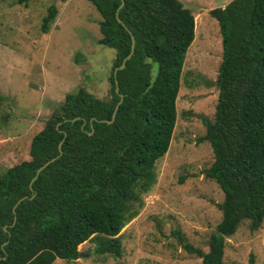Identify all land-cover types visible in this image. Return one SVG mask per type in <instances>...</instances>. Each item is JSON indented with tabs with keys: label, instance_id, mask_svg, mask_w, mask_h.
I'll return each mask as SVG.
<instances>
[{
	"label": "trees",
	"instance_id": "1",
	"mask_svg": "<svg viewBox=\"0 0 264 264\" xmlns=\"http://www.w3.org/2000/svg\"><path fill=\"white\" fill-rule=\"evenodd\" d=\"M88 1L101 16L99 43L115 49L118 67L131 45L116 19L120 0ZM57 13L55 4L48 6L43 33ZM209 14L219 25L222 58L215 118L203 119L214 155L203 173L223 192L217 204L222 216L206 252L183 247L202 264H224L225 239L243 220L254 231L264 219V0H231ZM117 15L135 39L131 57L116 73L118 92L112 72L110 100L83 87L67 93L31 138L30 158L0 175V264H52L57 258L73 264L85 241L94 242L96 254H122L120 231L138 214L141 195L156 181L155 163L169 147L197 17L179 0H124ZM118 93L123 98L113 122L101 121L111 119ZM61 140V155L30 188L36 169L58 154Z\"/></svg>",
	"mask_w": 264,
	"mask_h": 264
},
{
	"label": "rangeland",
	"instance_id": "2",
	"mask_svg": "<svg viewBox=\"0 0 264 264\" xmlns=\"http://www.w3.org/2000/svg\"><path fill=\"white\" fill-rule=\"evenodd\" d=\"M179 1L197 18L182 67L172 137L155 163L156 181L141 195L138 214L120 231L122 254H96L94 242L85 241L73 264H202L183 244L206 252L221 220L217 204L223 192L203 173L214 160L203 119L215 118L222 58L219 25L209 11L231 0ZM51 4L58 13L43 33L42 17ZM100 20L88 0H29L27 5L0 0V175L30 158L31 138L67 93L83 87L110 100L116 51L99 43ZM250 260L264 264V219L254 231L243 220L225 239L224 264ZM52 264L70 263L57 258Z\"/></svg>",
	"mask_w": 264,
	"mask_h": 264
},
{
	"label": "water",
	"instance_id": "3",
	"mask_svg": "<svg viewBox=\"0 0 264 264\" xmlns=\"http://www.w3.org/2000/svg\"><path fill=\"white\" fill-rule=\"evenodd\" d=\"M123 5H124V0H120V3H119V5H118V7H117V9H116V12H115V14H116V19H117V21H118L119 23H121V24H122V25L128 30V32L130 33V36H131V45H130V51H129V53L123 58L121 64H120L118 67H115V68H114V71H113V78H114V83H115V92H118V83H117V76H116V73H117V71H118L119 69H123V68L125 67L126 60H128V59L131 57V55H132V53H133V51H134V46H135V39H134L133 34H132L131 31H130V30L124 25V23H123V21L121 20V18L117 15L119 9L122 8ZM118 94H119V97H120V98H119V101L117 102V104H116L115 107H114V110H113V113H112L111 119H110V120H101V121H105V122H107V123H112V122H113L114 117H115V114H116V111H117V109H118V106H119V104L121 103L122 98H123V95H122L121 93H118ZM77 118H78V117H75V118H73V120H76ZM59 124H60V123H58L57 126H58ZM62 141H63V140H61V141L58 143V151H59L58 154L55 155V156H53L52 158L46 160L43 164H41V165L36 169V171H35V175H34V177L32 178V180H31V182H30V184H29L30 188H31V183L37 178V176H38V174L40 173V171H42V170H43L48 164H50L51 162H53L56 158H58V157L61 155V153H62V149H61ZM24 198H27V196L25 195L24 197L20 198V199L14 204V206H13V212H14V213H15V208H16L17 204H18L22 199H24ZM80 255H81V253H80ZM4 258H5V256L1 257L0 259H4Z\"/></svg>",
	"mask_w": 264,
	"mask_h": 264
}]
</instances>
